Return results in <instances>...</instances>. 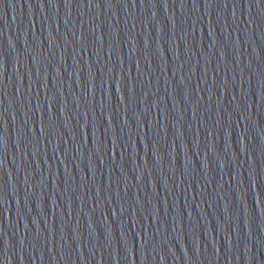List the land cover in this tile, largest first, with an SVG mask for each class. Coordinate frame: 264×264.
I'll return each mask as SVG.
<instances>
[{
	"label": "water",
	"instance_id": "obj_1",
	"mask_svg": "<svg viewBox=\"0 0 264 264\" xmlns=\"http://www.w3.org/2000/svg\"><path fill=\"white\" fill-rule=\"evenodd\" d=\"M0 264H264V0H0Z\"/></svg>",
	"mask_w": 264,
	"mask_h": 264
}]
</instances>
